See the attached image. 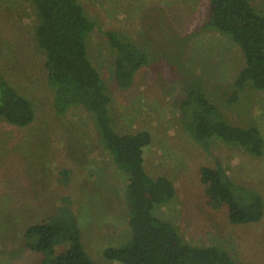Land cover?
Wrapping results in <instances>:
<instances>
[{"label":"rangeland","instance_id":"374dc122","mask_svg":"<svg viewBox=\"0 0 264 264\" xmlns=\"http://www.w3.org/2000/svg\"><path fill=\"white\" fill-rule=\"evenodd\" d=\"M78 1L95 21L88 54L110 93L115 129L149 130L144 166L152 176L164 174L174 182V197L157 205L154 214L171 221L193 245H219L239 264H264V213L256 222H230L225 205L206 202L199 175L202 165L219 162L236 183L264 198V154L252 155L218 138L205 147L182 123L179 103L188 75L199 79L230 122L255 124L264 138V90L246 86L232 98L231 83L244 65L239 46L217 30L201 28L209 0ZM252 3L264 11V0ZM34 26L29 0H0V69L35 107L33 121L25 126L0 118V264H40L42 254L24 246L23 231L58 207L75 214L96 264H123L102 252L131 237L127 175L83 107L56 113ZM108 29L149 53L127 88L114 77Z\"/></svg>","mask_w":264,"mask_h":264},{"label":"trees","instance_id":"16d2710c","mask_svg":"<svg viewBox=\"0 0 264 264\" xmlns=\"http://www.w3.org/2000/svg\"><path fill=\"white\" fill-rule=\"evenodd\" d=\"M35 15L34 42L44 54L46 80L57 114L80 105L93 120L103 146L113 162L126 173L125 197L131 237L118 246H107L103 256L123 264H239L219 245H193L176 226L154 214L157 205L175 195L174 182L166 175L152 176L144 166V149L152 141L149 130L119 132L114 127L111 96L98 68L88 54V37L95 21L78 0H29ZM201 28H211L237 44L244 65L231 83L233 96L249 86L264 90V11L252 0H209ZM113 51L116 83L129 87L137 71L149 61V53L115 29L105 31ZM0 43V57H1ZM180 100L186 131L205 147L211 138L243 148L256 156L264 154V138L255 124L230 122L210 99L197 78L186 77ZM35 117L32 101L5 78L0 69V118L17 126ZM206 202L226 206L232 223L259 221L264 198L252 187L236 183L224 166L200 167ZM62 207L49 217L24 228L23 244L42 254L40 264H96L82 242V232L72 211ZM67 214V215H66ZM74 216H73V215Z\"/></svg>","mask_w":264,"mask_h":264}]
</instances>
